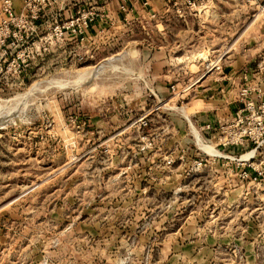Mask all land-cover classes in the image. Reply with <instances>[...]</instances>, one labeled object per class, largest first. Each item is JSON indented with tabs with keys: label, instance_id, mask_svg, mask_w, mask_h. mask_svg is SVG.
<instances>
[{
	"label": "rangeland",
	"instance_id": "rangeland-1",
	"mask_svg": "<svg viewBox=\"0 0 264 264\" xmlns=\"http://www.w3.org/2000/svg\"><path fill=\"white\" fill-rule=\"evenodd\" d=\"M112 1L0 12V264H264V0L223 47Z\"/></svg>",
	"mask_w": 264,
	"mask_h": 264
},
{
	"label": "crops",
	"instance_id": "crops-1",
	"mask_svg": "<svg viewBox=\"0 0 264 264\" xmlns=\"http://www.w3.org/2000/svg\"><path fill=\"white\" fill-rule=\"evenodd\" d=\"M145 1H147L148 4V6L146 7L142 6L143 0H141V2L133 4L131 14L146 15V16L149 15L162 16V17L175 15L176 14L175 8L174 6H172L173 2L176 1V4L182 7V4L184 3L185 0H145ZM195 1L199 2L197 6H195L192 11L185 8L186 10L183 13L184 18L179 19V21H181L182 23L179 30L181 32L182 31L186 32L184 36L187 39H192L193 43L198 42V44H202L200 41L207 39L208 35H212L211 36V38L213 39L212 42L206 43V45L209 44L211 46L223 47V46H227L228 43H231L230 41H232V36L230 34V31L232 30V26H233L231 18L233 16L234 10L229 3L230 0H195ZM110 7L113 8V12H116L117 14H122L119 10L118 0H113L110 3ZM208 14L211 16V20L209 22L205 19L206 18L205 16H207ZM190 20H192L193 23H188ZM242 25H244L243 22ZM162 57H163L162 59H164V56Z\"/></svg>",
	"mask_w": 264,
	"mask_h": 264
},
{
	"label": "built area",
	"instance_id": "built-area-1",
	"mask_svg": "<svg viewBox=\"0 0 264 264\" xmlns=\"http://www.w3.org/2000/svg\"><path fill=\"white\" fill-rule=\"evenodd\" d=\"M38 1V5L41 3H49L50 1H56V0H24L25 5L27 9H30L32 2ZM93 1V0H92ZM98 3L100 0H97ZM119 2V10L122 14H131L133 4H136L138 2H141V0H118ZM199 2H196L195 0H185L184 3L182 4V7H180L178 4H176V1L173 2L172 6L175 8V12L178 16H183V13L186 9L192 11L195 6H197ZM142 6L146 7L148 6L147 1L143 0ZM184 7V8H183ZM103 8V7H102ZM186 8V9H185ZM101 9V8H100ZM184 9V10H183ZM0 12L6 17L10 18L14 16V10L12 6L11 0H1L0 1ZM30 13L33 12V10H29ZM87 14L82 15V17H85ZM88 15L92 16L91 12H88ZM91 19H88L86 23L90 22ZM4 40H5V34H4V29L0 25V47L4 45ZM218 67L212 64L209 68V71H212L214 69H217ZM208 71V70H207ZM171 91L175 92L176 88L175 86L171 87ZM139 127L141 125L137 123Z\"/></svg>",
	"mask_w": 264,
	"mask_h": 264
}]
</instances>
